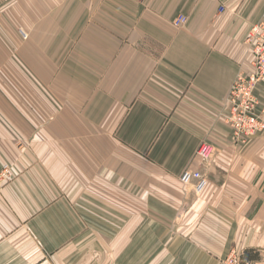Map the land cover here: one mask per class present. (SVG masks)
<instances>
[{"label": "crops", "instance_id": "1", "mask_svg": "<svg viewBox=\"0 0 264 264\" xmlns=\"http://www.w3.org/2000/svg\"><path fill=\"white\" fill-rule=\"evenodd\" d=\"M53 4L69 24L54 36L76 34L77 52L96 55L79 99L88 101L79 103L85 122L101 134L93 149L101 160L102 134L114 132L130 156L125 194L141 206H103L94 191L79 189L70 180V144L55 142L0 196V264H224L234 248L242 256L254 250L259 259L247 263L264 264V132L237 142L226 122L233 83L253 70L246 41L264 0ZM180 15L188 21L176 27ZM258 93L264 99L263 87ZM203 143L215 148L208 167L195 159ZM76 147L84 163V144ZM199 165L209 185L199 197L190 188V212L177 221L181 192L168 187Z\"/></svg>", "mask_w": 264, "mask_h": 264}, {"label": "rangeland", "instance_id": "2", "mask_svg": "<svg viewBox=\"0 0 264 264\" xmlns=\"http://www.w3.org/2000/svg\"><path fill=\"white\" fill-rule=\"evenodd\" d=\"M61 7L52 5V0H0V158L4 159L0 167V196L16 175L37 163V157H48L54 150L53 145H57L55 142H64L67 146L70 144L69 170L70 180L75 179L71 181L73 184L80 181L79 189L86 187L94 191L91 197L101 199L103 206L117 204L125 209L126 205L134 204L138 210L141 206L138 197H134L138 202L131 203L125 194L129 179L125 176L131 168L126 161L130 156L116 144L114 132L102 134L101 160L98 150L93 149L101 134L85 122V110L79 103L84 105L88 101L85 96L84 101L79 99L85 85L94 78L96 55L77 52L76 34L70 38L61 34L54 36L69 25L61 19V14L57 16ZM79 142L84 144L87 154L84 163H77ZM195 159L201 164L198 157ZM85 168L87 173L78 174L79 169ZM58 182V187H63L65 181ZM133 184L140 188V180L135 179ZM168 188L181 192V205L175 216L177 221L186 219L194 194L179 181Z\"/></svg>", "mask_w": 264, "mask_h": 264}, {"label": "built area", "instance_id": "3", "mask_svg": "<svg viewBox=\"0 0 264 264\" xmlns=\"http://www.w3.org/2000/svg\"><path fill=\"white\" fill-rule=\"evenodd\" d=\"M224 11V8L220 9V12ZM187 21L186 16L180 15L173 23L180 27ZM25 37L27 39V36ZM246 43L251 50L253 70L237 77L226 98V122L237 142H244L264 132L263 98L258 93L260 87L264 88V14L260 22L252 26ZM214 154L215 148L208 143H203L197 151V157L204 166L210 165ZM179 181L183 186L191 188L196 196H201L209 185V179L201 169L185 170ZM224 264L249 263H244L242 255L234 248L224 259Z\"/></svg>", "mask_w": 264, "mask_h": 264}, {"label": "trees", "instance_id": "4", "mask_svg": "<svg viewBox=\"0 0 264 264\" xmlns=\"http://www.w3.org/2000/svg\"><path fill=\"white\" fill-rule=\"evenodd\" d=\"M259 259V255L257 252H255L254 250H249L246 251L243 256H242V260L244 263L250 262V261H255Z\"/></svg>", "mask_w": 264, "mask_h": 264}]
</instances>
